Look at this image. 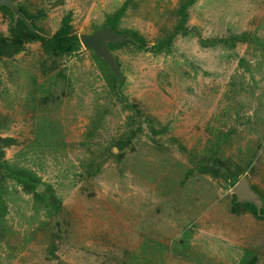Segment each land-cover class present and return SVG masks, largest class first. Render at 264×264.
Listing matches in <instances>:
<instances>
[{
  "label": "rangeland",
  "instance_id": "rangeland-1",
  "mask_svg": "<svg viewBox=\"0 0 264 264\" xmlns=\"http://www.w3.org/2000/svg\"><path fill=\"white\" fill-rule=\"evenodd\" d=\"M13 1L45 38L116 12L134 38L112 49L119 84L81 45L0 58L5 162L36 179L0 170V264H129L141 241L146 264H264V222L229 193L239 171L264 194V0H193L184 18L186 0Z\"/></svg>",
  "mask_w": 264,
  "mask_h": 264
},
{
  "label": "trees",
  "instance_id": "trees-1",
  "mask_svg": "<svg viewBox=\"0 0 264 264\" xmlns=\"http://www.w3.org/2000/svg\"><path fill=\"white\" fill-rule=\"evenodd\" d=\"M192 2L193 0H186L185 2L182 3L180 7V13L183 15L182 16L183 18H184L183 11ZM18 9L25 16L26 20H29V17L26 14V12L20 8ZM0 11L2 12L3 15L9 16L7 35L0 33V58H3V57L8 58L12 55L19 53L22 47L24 46V44L28 42H39L45 51L50 52L54 56H62V55L71 54L74 51L78 50V48L80 47L78 37L71 34L69 21L67 18H64L61 21V25L59 29L52 36H50L49 38H45L36 32L33 25H31L32 30H29L27 26L21 20L19 19L13 20L11 12L9 11L8 8L0 7ZM119 15H120V12H116L114 14L113 20L109 21L107 23V26H109L114 32L118 34L127 33L132 38H134V35L130 32H126V31L118 32L115 30L113 23L117 20ZM106 47L112 53V49L115 47V45L107 44ZM102 63L105 65L103 61ZM111 75H112L113 83L116 82V79L112 73ZM12 145H14L13 139L6 138V137L4 138L0 137V170L6 171V178H12L14 180H17L20 184L24 185V187H27V189H29V187L32 188L34 187L36 183V179L33 176H29L27 173L23 171H18L13 168H10L5 162L4 149ZM239 175H240L239 171L233 174H230L229 175L230 182L234 184L238 180ZM256 194L260 197V199L263 202V209H261L259 212L260 216L256 215V211L252 205L247 204V203L235 202L234 196H232L233 201L231 203L232 211L236 214L242 213L244 211L245 212L250 211L257 220L264 222V194H261V193L259 194L256 193ZM47 254L51 258L55 257L52 244H50Z\"/></svg>",
  "mask_w": 264,
  "mask_h": 264
},
{
  "label": "water",
  "instance_id": "water-1",
  "mask_svg": "<svg viewBox=\"0 0 264 264\" xmlns=\"http://www.w3.org/2000/svg\"><path fill=\"white\" fill-rule=\"evenodd\" d=\"M0 7L8 8L14 20H21L29 30H32L30 23L26 20L25 16L19 11L18 7L12 0H0ZM129 38V34H118L110 27L106 26L96 30L92 34H79L78 41L84 49L91 50L96 57L105 63L115 77L116 83L119 84L121 82V74L118 70L114 56L106 46L107 44L120 43ZM229 193L235 197L237 203H247L252 205L256 211V215L260 216L259 212L263 209V202L251 189L246 177L239 178L230 188ZM50 264H54V261H50Z\"/></svg>",
  "mask_w": 264,
  "mask_h": 264
},
{
  "label": "crops",
  "instance_id": "crops-1",
  "mask_svg": "<svg viewBox=\"0 0 264 264\" xmlns=\"http://www.w3.org/2000/svg\"><path fill=\"white\" fill-rule=\"evenodd\" d=\"M146 243L145 242H143V241H141L136 247H135V249H137L138 247V249L140 250L141 249V253H139V255H137L138 256V259L137 260H133V262H129V264H137L138 263V261L140 260L141 261V263L142 262H144V264H146ZM148 257V256H147Z\"/></svg>",
  "mask_w": 264,
  "mask_h": 264
}]
</instances>
